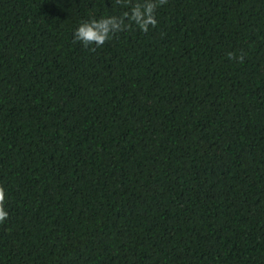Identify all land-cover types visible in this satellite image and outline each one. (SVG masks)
<instances>
[{"label":"trees","instance_id":"obj_1","mask_svg":"<svg viewBox=\"0 0 264 264\" xmlns=\"http://www.w3.org/2000/svg\"><path fill=\"white\" fill-rule=\"evenodd\" d=\"M137 2L0 0V264H264V0Z\"/></svg>","mask_w":264,"mask_h":264},{"label":"clouds","instance_id":"obj_2","mask_svg":"<svg viewBox=\"0 0 264 264\" xmlns=\"http://www.w3.org/2000/svg\"><path fill=\"white\" fill-rule=\"evenodd\" d=\"M127 2L131 3V0H127ZM165 3L167 0H144L143 3L132 4L130 12H125L120 17L108 16L83 21L73 33L74 42H80L86 48L90 45L103 46L114 34L126 30L132 24H135L142 32L147 33L149 26L154 28L158 23L155 15L156 8ZM90 50L95 51V48H90ZM239 60L243 62V55L239 57ZM4 202L5 191L0 186V223L8 218V212L4 209Z\"/></svg>","mask_w":264,"mask_h":264}]
</instances>
